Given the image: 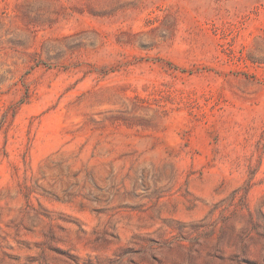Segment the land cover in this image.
I'll return each mask as SVG.
<instances>
[{
  "label": "rangeland",
  "instance_id": "obj_1",
  "mask_svg": "<svg viewBox=\"0 0 264 264\" xmlns=\"http://www.w3.org/2000/svg\"><path fill=\"white\" fill-rule=\"evenodd\" d=\"M0 264H264V0H0Z\"/></svg>",
  "mask_w": 264,
  "mask_h": 264
}]
</instances>
